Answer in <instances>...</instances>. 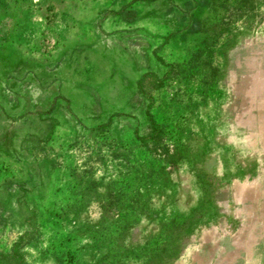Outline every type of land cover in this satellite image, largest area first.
<instances>
[{"label":"rangeland","instance_id":"1","mask_svg":"<svg viewBox=\"0 0 264 264\" xmlns=\"http://www.w3.org/2000/svg\"><path fill=\"white\" fill-rule=\"evenodd\" d=\"M0 264H264V0H0Z\"/></svg>","mask_w":264,"mask_h":264},{"label":"trees","instance_id":"2","mask_svg":"<svg viewBox=\"0 0 264 264\" xmlns=\"http://www.w3.org/2000/svg\"><path fill=\"white\" fill-rule=\"evenodd\" d=\"M162 85V78L159 77L153 71H145L141 73L138 78L135 80V88L136 92L142 96V98L149 99L151 93L157 90ZM147 119L149 121V125L151 126V137L157 135L159 131L158 124L152 119L146 110Z\"/></svg>","mask_w":264,"mask_h":264}]
</instances>
